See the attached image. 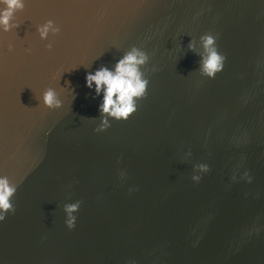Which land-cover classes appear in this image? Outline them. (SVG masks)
<instances>
[{"label":"water","instance_id":"1","mask_svg":"<svg viewBox=\"0 0 264 264\" xmlns=\"http://www.w3.org/2000/svg\"><path fill=\"white\" fill-rule=\"evenodd\" d=\"M14 18L0 32V174L18 187L0 264H264V0H26ZM48 19L50 50L36 31ZM208 32L226 57L215 78L198 72ZM133 45L149 56L146 95L95 131L85 74ZM47 87L61 107L38 101Z\"/></svg>","mask_w":264,"mask_h":264},{"label":"clouds","instance_id":"2","mask_svg":"<svg viewBox=\"0 0 264 264\" xmlns=\"http://www.w3.org/2000/svg\"><path fill=\"white\" fill-rule=\"evenodd\" d=\"M25 4L26 0H0V32H9L19 27L20 24L15 21L14 13L24 9ZM36 31L41 40L48 41L45 47L50 50L53 47V42L49 40V35H57L60 33L61 28L54 20L48 19L42 24H38ZM216 39V35L211 32L204 33L199 37V45L203 51L198 53L200 56L198 72L208 78H215V75L223 70L226 59L224 54L218 51ZM8 47L9 51L13 50L11 44ZM177 47L179 48V46ZM187 47L189 50L196 52V40L191 39ZM25 51L30 53L31 49L26 48ZM148 60V53L141 47L133 45L116 60L111 68L101 65L94 71L86 72L85 86L90 90H94L93 99L100 97L98 104L100 121L94 129L95 131H103L109 128L112 119L117 121L127 120L137 110V100L146 95L149 84L143 70V66L147 64ZM152 71H156L155 66L152 67ZM71 91L74 98V90L71 89ZM37 99L50 109L62 106V100L54 87L45 88ZM184 156L185 158L190 157L191 151L186 152ZM192 167L191 179L194 182L201 180V173L209 171V164L204 162L194 163ZM120 175L123 177L124 172L121 171ZM242 178L248 183H251L253 179L247 171L243 173ZM17 187L18 185L11 182L7 175L0 174V221L5 219L7 213L15 211L11 198L16 193ZM133 190L129 189V191ZM80 204L81 201L79 200L63 204L64 223L69 229L75 227L77 217L74 213L79 210ZM128 264H136V261L130 260Z\"/></svg>","mask_w":264,"mask_h":264}]
</instances>
